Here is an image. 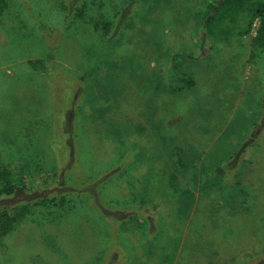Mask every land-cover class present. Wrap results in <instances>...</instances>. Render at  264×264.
Instances as JSON below:
<instances>
[{
	"label": "rangeland",
	"instance_id": "1",
	"mask_svg": "<svg viewBox=\"0 0 264 264\" xmlns=\"http://www.w3.org/2000/svg\"><path fill=\"white\" fill-rule=\"evenodd\" d=\"M5 1L0 264H264V0Z\"/></svg>",
	"mask_w": 264,
	"mask_h": 264
},
{
	"label": "trees",
	"instance_id": "2",
	"mask_svg": "<svg viewBox=\"0 0 264 264\" xmlns=\"http://www.w3.org/2000/svg\"><path fill=\"white\" fill-rule=\"evenodd\" d=\"M249 5L246 0H219L214 4L208 5L205 13V24L209 27V32L213 31V21L216 16L221 18L231 17L234 20L236 13L249 14ZM6 7V1L0 0V16ZM258 16L260 25L256 36L253 38L252 45L254 48L264 50V1L252 14ZM181 79H185L184 74H180ZM0 171V199L3 197H10L17 191V184L8 176ZM21 217V212L16 208L3 207L0 209V239L13 228L14 224Z\"/></svg>",
	"mask_w": 264,
	"mask_h": 264
}]
</instances>
